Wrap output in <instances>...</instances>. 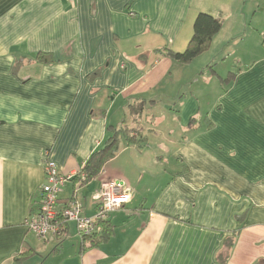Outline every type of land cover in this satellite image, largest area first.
Returning a JSON list of instances; mask_svg holds the SVG:
<instances>
[{"label":"crops","instance_id":"0c3cea01","mask_svg":"<svg viewBox=\"0 0 264 264\" xmlns=\"http://www.w3.org/2000/svg\"><path fill=\"white\" fill-rule=\"evenodd\" d=\"M198 13L221 28L191 64L215 42L261 48L211 99L220 74L166 55ZM263 41L264 0H0V264H264ZM122 125L143 141L121 140L57 204L76 190L91 217L101 184L123 180L132 196L101 224L109 236L90 246L69 223L61 243L37 242L24 221L44 160L76 174Z\"/></svg>","mask_w":264,"mask_h":264},{"label":"built area","instance_id":"2783aa9c","mask_svg":"<svg viewBox=\"0 0 264 264\" xmlns=\"http://www.w3.org/2000/svg\"><path fill=\"white\" fill-rule=\"evenodd\" d=\"M45 182L40 189L38 209L24 221L26 230L36 238L46 242L54 239L61 242L67 237V225L74 223L77 234L86 239L98 230V225L109 215L129 203L132 193L121 179L101 184L95 192L93 201L95 213L91 217L83 216V209L76 198V190L62 208H58V196L65 185L81 173L64 174L48 158L43 162Z\"/></svg>","mask_w":264,"mask_h":264},{"label":"trees","instance_id":"16d2710c","mask_svg":"<svg viewBox=\"0 0 264 264\" xmlns=\"http://www.w3.org/2000/svg\"><path fill=\"white\" fill-rule=\"evenodd\" d=\"M220 28V17H214L207 13H198L193 22L192 36L185 50L183 52H173L171 50H168L166 51V55L172 61L179 64H189L202 53L208 50L213 37L219 32ZM232 78H234V76H232ZM130 108L132 109V111L141 110L140 106L132 105ZM121 140H124V142L127 144H139L143 141L140 138L139 133H135L134 130H129L123 125L116 129H112L111 135L105 140L102 148L92 153L81 171H79V173L83 175V179H81L80 176H75V179H77V182H80V185H84L100 174L103 166L116 155L119 147V142ZM106 222V220L100 222L97 232L89 238L82 240L87 241L90 246H94L98 242L106 239L110 234V229L108 230V227L103 230L102 235H99L101 224H104ZM61 242H58V244Z\"/></svg>","mask_w":264,"mask_h":264},{"label":"rangeland","instance_id":"374dc122","mask_svg":"<svg viewBox=\"0 0 264 264\" xmlns=\"http://www.w3.org/2000/svg\"><path fill=\"white\" fill-rule=\"evenodd\" d=\"M231 22H233V20H231ZM225 33V31L223 32ZM247 41V40H246ZM245 42V40H244ZM248 46H245V48H243L241 45L239 46H234L232 43L230 45H225L222 42H215L211 48V50H209V52L207 54H205V56L202 57H207V58H201V60H199V62H194V64H191L192 62H190L189 64H186V66L190 67L191 69H193V67H195L196 63H197V68H201L204 67L207 71H209V69L207 68L208 66H210V69L213 70L216 74H220L221 78H218L215 76V83L217 88L215 89L216 86L208 85V90L209 94H208V98L211 99V97L215 98L217 95L218 90H220V92H225L228 87L230 85H232L233 79L232 76H236L238 74V72H240L241 70H246V60L241 63L240 59L242 56V51L248 50L249 47L251 48H255L256 50H260L261 48L258 46H254L253 43L252 44H247ZM262 47H263V51H264V41L262 43ZM209 62V63H206ZM207 64V65H205ZM179 65V63H178ZM176 67V66H175ZM223 79V80H221ZM201 80H199L198 82H200ZM201 85L198 84L197 87ZM178 92V90H177ZM177 97V96H176ZM175 98V97H174ZM172 100V99H170ZM164 103H168L166 99L163 100ZM170 104L172 105V107H174V102H170ZM123 124V123H122ZM79 202L81 203V199H79ZM82 204V203H81ZM31 239L34 241V238L31 237ZM36 241H40L43 242L40 239H36ZM51 244V243H50ZM41 245V244H40Z\"/></svg>","mask_w":264,"mask_h":264}]
</instances>
